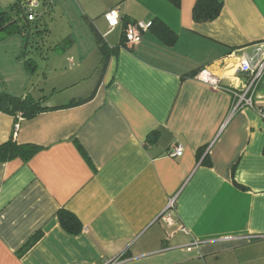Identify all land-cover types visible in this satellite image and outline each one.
Wrapping results in <instances>:
<instances>
[{
    "label": "crops",
    "instance_id": "obj_1",
    "mask_svg": "<svg viewBox=\"0 0 264 264\" xmlns=\"http://www.w3.org/2000/svg\"><path fill=\"white\" fill-rule=\"evenodd\" d=\"M16 1L0 0V13ZM196 1L42 0L53 21L28 49L34 69L26 38L0 40V95L48 108L19 117L16 134L17 119L0 112V146L38 148L28 162L0 163V264H264V78L251 105L238 98L239 63L264 42V0H224L208 24L194 23ZM156 20L174 45L149 29L127 46L126 24ZM176 146L183 155L169 157ZM61 211L81 234L62 228Z\"/></svg>",
    "mask_w": 264,
    "mask_h": 264
},
{
    "label": "trees",
    "instance_id": "obj_2",
    "mask_svg": "<svg viewBox=\"0 0 264 264\" xmlns=\"http://www.w3.org/2000/svg\"><path fill=\"white\" fill-rule=\"evenodd\" d=\"M175 7L179 8L181 6V0H168ZM21 8L24 9V13L28 19L26 13V8L17 0L13 5H11L8 10L0 13V40L8 38L12 35H21L24 39L29 32V27L22 16ZM224 9V0H197L193 8V21L195 24H208L215 22L221 15ZM42 14V13H41ZM42 18V17H41ZM40 19V18H39ZM29 22V21H28ZM39 21L29 22L32 29V39L34 37H41L39 41H43L42 36H46V28L44 30L40 29ZM129 24H136L130 22ZM129 24H126V28ZM35 25V26H34ZM126 28L124 31V39L127 44L126 39ZM151 30L167 45H174L177 40V36L173 33L165 24L159 21H155L151 24ZM34 31H36L34 33ZM42 35V36H41ZM100 49L103 54L102 65L106 64L108 54L110 49L105 45L99 37ZM38 43V42H37ZM42 43V42H41ZM39 44V43H38ZM124 45V44H123ZM26 65L30 69H34L32 66L33 61L27 59L25 61ZM46 98L40 100H34L30 97L18 98L13 97L8 94L0 95V112L9 116H13L17 119V125H20L19 117L25 120H31L36 118L39 114L47 110L45 107ZM15 131V130H14ZM38 151V148L34 146H19L13 139L8 143L0 146V163L8 162L9 160L15 158H22L26 162L32 159ZM59 222L62 228L71 235H79L83 231V226L80 221L70 212L61 211L58 214ZM43 237V232L40 231L35 236H33L20 250V255L27 253L35 244H37Z\"/></svg>",
    "mask_w": 264,
    "mask_h": 264
},
{
    "label": "built area",
    "instance_id": "obj_3",
    "mask_svg": "<svg viewBox=\"0 0 264 264\" xmlns=\"http://www.w3.org/2000/svg\"><path fill=\"white\" fill-rule=\"evenodd\" d=\"M26 8L29 22H35L41 18L42 14L41 1L42 0H19ZM105 21L111 31L116 29L120 23L121 18L117 9H111L104 15ZM151 28V24L136 23L130 24L126 28L127 46L132 48L138 44L143 35ZM239 72L246 75L247 82L242 90V94L238 95L239 105L242 103L251 105L254 94L258 91L259 86L264 78V42L257 45L255 52L251 56H245L239 63ZM198 78L213 87L219 86L217 80L208 71L202 72ZM20 125L15 127V134L18 132ZM183 155L181 146H176L169 152V157L179 158ZM176 200H171L161 215V220L167 225L173 224V211L175 210ZM191 250V249H189ZM116 263V262H115Z\"/></svg>",
    "mask_w": 264,
    "mask_h": 264
},
{
    "label": "rangeland",
    "instance_id": "obj_4",
    "mask_svg": "<svg viewBox=\"0 0 264 264\" xmlns=\"http://www.w3.org/2000/svg\"><path fill=\"white\" fill-rule=\"evenodd\" d=\"M40 12H42V18H40L39 20H37V21H39L38 23H40V29L41 30H44V28L48 25V26H50L51 27V23H52V19H51V17H49V16H46L45 14H44V12L42 11V9H40ZM58 18H56V20H57V23H56V25H55V27H56V33L58 32V31H61L62 30V22H61V19H60V17L59 16H57ZM35 26V25H34ZM36 31H34V33H35ZM42 36V35H41ZM43 37V39H45L46 38V36L44 35V36H42ZM41 39V37H34V39H33V45L35 44V42L37 41H39ZM33 45H32V47L31 48H29V52H30V54L29 55H31V54H33L34 53V47H33ZM27 59H29V58H27ZM113 264H117V262L116 263H113Z\"/></svg>",
    "mask_w": 264,
    "mask_h": 264
},
{
    "label": "water",
    "instance_id": "obj_5",
    "mask_svg": "<svg viewBox=\"0 0 264 264\" xmlns=\"http://www.w3.org/2000/svg\"><path fill=\"white\" fill-rule=\"evenodd\" d=\"M21 11H22V16L24 18V20L26 21L28 27H29V32L27 33V36H26V39H25V42H24V46H23V49H22V56H23V59L26 61L27 60V54H28V49L31 45V39H32V29H31V25L30 23L28 22V19L24 13V9L21 8Z\"/></svg>",
    "mask_w": 264,
    "mask_h": 264
}]
</instances>
